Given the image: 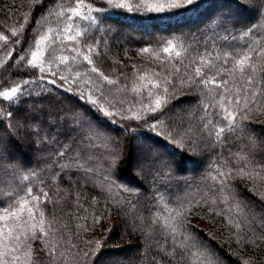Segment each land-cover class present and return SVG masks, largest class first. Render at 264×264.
<instances>
[{
	"label": "trees",
	"instance_id": "obj_1",
	"mask_svg": "<svg viewBox=\"0 0 264 264\" xmlns=\"http://www.w3.org/2000/svg\"><path fill=\"white\" fill-rule=\"evenodd\" d=\"M130 2L135 4L137 0ZM75 6V0H0V38L8 37L0 39V91L19 84L25 93L15 102L0 97V108L14 113L10 125L19 119L30 126L18 130V140H14L0 123V148L8 151L12 165L0 168V203L8 201L9 196L25 197L28 188L32 195L48 194L51 202L41 196L33 219L21 216L24 227L29 225L32 231L31 226L36 225L37 238L32 246L36 264H200L187 247H180L192 240L196 242L192 252L211 254L214 264H264V171L253 173L254 179L235 174L236 169L244 167L237 154L253 160L249 168L264 165V58L254 54L257 70L246 68L243 75L238 69L232 71L230 58L227 63L216 58L224 52L244 51L253 40L259 42L257 47H264V17L258 19L254 12L239 7L236 0H203L197 11L170 16L138 15L112 9L107 0H82V12L96 17L95 21L69 19L67 9ZM61 11L62 16L58 15ZM229 13L257 28L244 37L237 28L225 30L215 23L206 26L209 18ZM67 23L84 35L68 40L75 31L64 32ZM14 30L16 36L12 35ZM39 34L48 37L39 45L43 60L49 61L50 53L55 57L54 62L43 64L47 72L25 63L37 50ZM168 41L177 45L171 54L160 51ZM89 45L94 48L91 53L86 50ZM144 48L150 51L143 53ZM176 51L181 52L180 57L175 56ZM207 53H211L214 67L201 64L200 57ZM83 55H90L94 65H88ZM61 56L69 57L68 62H61ZM93 66L117 83L102 80L91 71ZM198 66L207 76L226 83L211 93L196 85L181 88V78L192 77L199 83L201 78L195 75ZM77 71L81 77L74 75ZM61 76L68 80L61 82ZM140 76L145 79L141 81ZM248 76L259 81V86L253 83L246 88ZM165 77L171 81L169 93L176 86L175 95L169 97L163 116L156 112L145 118L149 123L161 118L168 128L190 127L202 137L195 154L187 152L189 146L181 151L156 136H145L143 120L125 119L133 112L144 115L141 107L155 99L148 92L161 93L149 81ZM52 79L55 85L50 83ZM26 80L30 82L27 85ZM72 80L76 83H70ZM96 87L104 96L101 104L119 112L111 123L89 111L88 105L73 94ZM245 93L251 109L247 119L235 132L216 139L214 129L203 125L208 119L215 123L220 108L232 111L238 96L242 107ZM107 101L114 106L109 107ZM73 110L95 121L101 133L91 144L85 142L87 152L83 145L77 147L80 134L66 119ZM158 131L167 135L163 129ZM35 132L39 135H33ZM249 136L255 138V149L249 145ZM66 144L82 157L91 158L75 160L72 148L62 147ZM151 149L157 150L162 160L173 163L175 171H165L162 166L157 171L149 163ZM228 169L234 174L222 185L218 171ZM26 198V207H33L31 197ZM181 205L190 211L173 219ZM97 217L99 222H94ZM229 221H238L241 227L236 229ZM4 223L0 219V228ZM41 226L48 236L39 231ZM95 240L103 245L98 256L91 260L90 253L89 258L81 259L83 252L94 247L88 242ZM45 242L48 248L55 245V260L47 251H39L45 248Z\"/></svg>",
	"mask_w": 264,
	"mask_h": 264
},
{
	"label": "snow or ice",
	"instance_id": "obj_2",
	"mask_svg": "<svg viewBox=\"0 0 264 264\" xmlns=\"http://www.w3.org/2000/svg\"><path fill=\"white\" fill-rule=\"evenodd\" d=\"M36 2L39 3L40 0H36ZM236 2L239 7L254 12L258 19L264 17V0H258V2L257 0H236ZM107 3L111 6L112 9L124 10L127 13H135L138 15L151 14L158 16H170L197 11L202 5L203 0H137L135 4L131 3L130 0H107ZM75 4V7L67 9V12L70 14L69 19L82 18L84 20L95 21L96 17L82 12V0H75ZM91 11L92 9L89 7L88 12ZM95 11H108V9H95ZM58 15L62 16L64 15V12L61 11L60 13H58ZM25 23H27V17H25ZM213 23L217 24L218 27L225 28V30H230V28H237L238 31L242 32L244 37H247L250 33L254 31V29L257 28L256 24H243L237 16L232 15L230 13L209 18V22L206 26L210 27V25ZM48 31L51 32L52 30L49 29ZM63 31H75L74 35L67 36L68 40H76L78 37L84 35V32L78 29L74 30L73 24L71 23H67ZM12 35L16 36L17 32L14 30L12 32ZM39 35L40 40L39 42H37L36 45L37 50L31 53V58L25 61V57L21 56L20 60L25 61L26 65L28 66L38 68L41 72H47L49 71V69L43 67V64L54 62L55 57L54 53H50V60H43V50L39 47V45L40 43H43L46 39H48V37L44 34ZM0 39L7 40L8 37L4 36ZM233 39H236V37H233ZM16 42L19 43V40H17ZM258 44V41L253 40L245 46L246 50L244 51H234L232 53L224 52L222 54H217L216 58L223 60L224 63H227L230 58L233 63V72L238 69L239 72L243 75L246 68H250L252 72H255L257 70V62L253 61V55L255 54V56L258 58H264V47H257ZM176 47V44H173L171 41H168L167 46L160 49V51H162L163 53L171 54ZM86 50L87 52L91 53L92 51H94V48L93 46L89 45ZM141 51L143 53H148L150 49L144 48ZM8 55L10 56L11 53L9 52ZM175 56L180 57L181 52L176 51ZM209 57H211V53H207L206 56H201L200 62L201 64L206 63L211 68L214 67V65L212 64L211 59H209ZM60 60L63 63H67L69 57L61 56ZM83 60L86 61L88 65H94V61L92 60L90 55H83ZM91 71L97 73L99 77L102 78V80L106 81L109 84L117 83V81L110 79L103 72H101L99 68L95 66L91 68ZM177 71L179 70L177 69ZM220 71H223V69H221ZM74 75L76 77H81L82 73L77 71ZM195 75L201 78L198 84L197 81L192 77H189L187 80L181 78L179 81L180 87L183 88L186 85H196L197 88L204 87L209 93H211L215 89L221 88L223 84L226 83L223 81L218 82L215 76H207L199 66L195 68ZM217 75H219V71L217 72ZM53 76H55V73H53ZM40 79L44 80L45 77H40ZM139 79L143 81L145 79V76H140ZM60 80L61 82H64L68 80V77L61 76ZM28 83L30 82L27 80L24 81V84L27 85ZM50 83L55 85L56 80L52 79ZM70 83H76V81L72 80L70 81ZM149 83H152L154 88L161 89L162 94H154L152 91H149L148 96L151 98L155 95V99L154 102L150 100V103L148 105L141 107L140 111H143L144 115H139L136 112H133V115L131 117H125V119L143 120L144 124L142 125V127L146 128V131L144 133L145 136H149V138L150 136H156L159 139L165 141L170 146H173L181 151H185L186 146H189L187 147V152L190 154H195L200 147L199 142L202 140V137L198 136L197 133L194 132L190 127L185 128L184 130H180L175 125H173L171 128H168V126L165 125L163 119L161 118H154L155 122L152 123H149L148 119L145 118L148 113L156 112H160L161 116H163V109L166 108L167 105L170 103L169 97L175 95L176 87L175 85H173L174 91L173 93H169L168 84L171 83V81H169L167 77L155 82L150 80ZM253 83H255L257 87L259 86V81H254V78L252 76H248L246 88L248 86H251ZM136 90L138 91L139 89L137 88ZM239 91L240 90L237 89V92ZM24 94V90L21 89L19 84H17V86L15 87H11L9 90L0 91V97H3L4 99L10 102H15L19 96H23ZM73 94L76 95L77 99H79L82 103L87 104L89 111L94 112L101 120H107L109 123H111L113 122V117L119 115V112L109 111L101 104L100 101L101 99H104V96L99 87H96L92 91L87 93L81 90L80 93ZM37 95H39V93H37ZM255 95L256 92L254 91L252 97L253 100L255 99ZM120 103H123V101H120ZM107 104L109 107L114 106L113 102L111 101H107ZM205 111L207 112V109H205ZM248 111H251V109L249 108L248 97L245 93L244 103L242 107L240 106V98L238 96L232 111H229L227 107L218 109L216 112V122L213 123L211 119H208L203 125V127L208 128L209 126H211L214 129L213 135L216 139L219 140L223 137L226 132H235L236 129L240 127V122L247 119ZM13 116L14 113L12 111L0 108V123L4 125L5 129L7 130L9 136L12 139L18 140L16 132L18 130H27L30 126L22 124L19 119L16 120L14 126L10 125L8 121L12 119ZM208 116L210 117L211 113H208ZM66 119H68L71 124L75 125V131H77L81 137V139L77 142V147L83 145L85 147V152H87V144H91L96 138L101 137V133L97 128L95 121H93L89 117L82 115L79 110H73L71 116L67 117ZM220 123H222L223 126L217 127V125ZM53 127H55V125H53ZM158 129H163L164 131H166L167 135H161ZM132 131L135 132L136 130L132 129ZM33 135L38 136L39 132H35L33 133ZM0 142H3V137H0ZM45 142H47L46 137ZM85 142H87V144H85ZM248 142L251 146V149H255V138L249 136ZM62 147L65 150L72 148L71 145L67 144L63 145ZM72 152L75 153V148H72ZM58 154L63 155V153ZM149 155L151 157L149 163L156 167L157 171L161 170L160 166H162L163 170L165 171H175L173 163L162 160L157 150L151 149L149 151ZM237 157L239 161H243L244 167L236 169V175H239L242 178L254 179L253 173H256L258 175L260 171H264V165H261L260 167L255 169L249 168L248 166L253 163V160L249 159L248 156H240L237 154ZM73 158L79 161L81 159H90L91 157L87 155L82 157L79 153H75V156ZM11 166L12 165L10 154L5 148H0V168H9ZM233 174V169H228L227 172L218 171V175L221 177L220 183L222 185L226 184L229 178L233 176ZM29 196L31 197L33 207H26L29 204V200L26 197ZM41 196L51 202L48 198L47 193L42 192L40 195H32V189L28 188L26 190L25 197L17 199L15 196H9L8 201L0 203V209H2L3 211V215L0 216V219L5 221L3 228H0V264H36V259L38 258H33V251L31 249V246L28 245L27 250H22L23 242L21 240V237H24V239L26 240L28 238V233L25 230L24 225L21 223V216L22 214H26L28 219H33L34 208H37L39 206V203L42 202ZM9 201H14V203H9ZM237 208L242 211L239 204H237ZM188 211H190V208L181 205L179 210H175V217H173V219H175L176 217H183L184 214ZM39 215L41 216V218H43L42 211L39 213ZM9 218H11V220H9ZM94 222H99V217H97ZM24 223L26 224L27 221H24ZM40 223L41 225L43 224V219H41ZM229 223H233L236 229H239L241 227L238 221H229ZM31 227L32 239H36V225L33 224ZM261 230L264 231V224L261 225ZM39 231L44 237L48 236V233L43 230L42 226L40 227ZM172 231L175 232L176 229L173 228ZM88 243L93 244L94 247L91 248L89 251L83 252L81 259L89 258L91 253L90 259L95 260V258L102 250V242L100 240H95L89 241ZM45 245V248L40 249L39 251H47L50 259L55 260V245L53 244L51 248L47 247V242H45ZM180 247H187L190 255L195 257L200 262V264H204V261H207V264H214V260L211 254L203 253L200 251L192 252V249L196 248L195 240H192L191 243L188 244H181ZM61 255H63V253H61ZM242 264H247V262H242Z\"/></svg>",
	"mask_w": 264,
	"mask_h": 264
},
{
	"label": "rangeland",
	"instance_id": "obj_3",
	"mask_svg": "<svg viewBox=\"0 0 264 264\" xmlns=\"http://www.w3.org/2000/svg\"><path fill=\"white\" fill-rule=\"evenodd\" d=\"M24 228L28 233V238L25 240L24 237H21V240L23 242L22 250H27L28 245H30L31 249H32V246H33V239H32V235H31L32 231L30 230L29 225L24 227Z\"/></svg>",
	"mask_w": 264,
	"mask_h": 264
}]
</instances>
